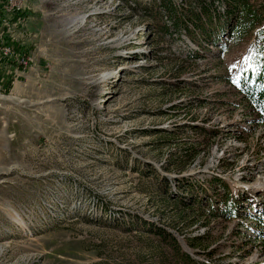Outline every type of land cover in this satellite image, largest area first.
<instances>
[{
    "label": "rangeland",
    "instance_id": "374dc122",
    "mask_svg": "<svg viewBox=\"0 0 264 264\" xmlns=\"http://www.w3.org/2000/svg\"><path fill=\"white\" fill-rule=\"evenodd\" d=\"M238 1L23 0L7 17L27 66L0 56V264H264V127L240 85L264 0ZM177 196L201 216L180 221Z\"/></svg>",
    "mask_w": 264,
    "mask_h": 264
},
{
    "label": "trees",
    "instance_id": "16d2710c",
    "mask_svg": "<svg viewBox=\"0 0 264 264\" xmlns=\"http://www.w3.org/2000/svg\"><path fill=\"white\" fill-rule=\"evenodd\" d=\"M235 2H237V4L239 3L238 0H235ZM240 9L242 15L240 20V29L241 31L248 33L253 28H255L258 23V18H256L255 13L251 11L250 5L241 3ZM240 85L242 90L241 93L244 97L245 102L247 103L248 108L253 112L252 114L256 116V120L259 125L264 127V52L259 56L257 60L256 70L249 71L244 74V79L240 80ZM172 200L179 202V204L183 207V209L180 210L177 214L178 219L182 222H186V218L190 220L193 217V214L197 215V217L199 218L201 216L200 210L206 203L203 199L194 197L188 205L185 204V198H183L182 196H177ZM194 205H197V208H194ZM187 208L189 210H186ZM186 213L187 215H185ZM263 216L264 213L262 217ZM251 219L257 221L258 223H261L260 218L257 216H252ZM188 226H193V222H188ZM152 231L157 232V236H159L160 238H166L165 232L160 228L150 230V232L148 233H153ZM199 240V238L195 239V245L199 243ZM161 242L162 244H165L163 245V247L168 246L167 241H165V239L161 240ZM170 242L172 245L171 248L173 252H176L178 254L179 247L177 246L175 239H172ZM180 261L184 263H191L192 259L189 254H183V256H181L180 258Z\"/></svg>",
    "mask_w": 264,
    "mask_h": 264
},
{
    "label": "built area",
    "instance_id": "2783aa9c",
    "mask_svg": "<svg viewBox=\"0 0 264 264\" xmlns=\"http://www.w3.org/2000/svg\"><path fill=\"white\" fill-rule=\"evenodd\" d=\"M22 1L23 0H5L4 3L0 6V56L11 59L15 63H19L25 68L27 66V63L23 59V57L15 55L14 50L11 47L2 44L4 42V37L8 39H14L15 36L24 35L27 32V29H25L24 31V27L22 25L23 30L20 31V34L17 33L15 25L11 26L9 24V21L7 20V17L10 14L20 11L22 7Z\"/></svg>",
    "mask_w": 264,
    "mask_h": 264
},
{
    "label": "crops",
    "instance_id": "0c3cea01",
    "mask_svg": "<svg viewBox=\"0 0 264 264\" xmlns=\"http://www.w3.org/2000/svg\"><path fill=\"white\" fill-rule=\"evenodd\" d=\"M15 37H17V36H15ZM29 42V41H28ZM8 70L7 69H4L3 67H1V65H0V81H1V79L3 78V77H7V75H8ZM22 77V76H21Z\"/></svg>",
    "mask_w": 264,
    "mask_h": 264
},
{
    "label": "snow or ice",
    "instance_id": "6c2138e0",
    "mask_svg": "<svg viewBox=\"0 0 264 264\" xmlns=\"http://www.w3.org/2000/svg\"><path fill=\"white\" fill-rule=\"evenodd\" d=\"M245 62H246V63L248 62V58H247V57L245 58ZM234 82H235V81H234Z\"/></svg>",
    "mask_w": 264,
    "mask_h": 264
},
{
    "label": "bare ground",
    "instance_id": "6f19581e",
    "mask_svg": "<svg viewBox=\"0 0 264 264\" xmlns=\"http://www.w3.org/2000/svg\"><path fill=\"white\" fill-rule=\"evenodd\" d=\"M22 5H23V1H22Z\"/></svg>",
    "mask_w": 264,
    "mask_h": 264
}]
</instances>
